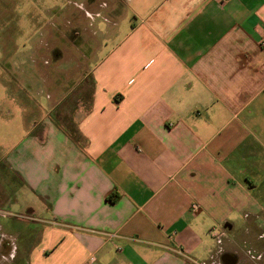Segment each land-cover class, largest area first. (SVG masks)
<instances>
[{"label":"crops","instance_id":"crops-1","mask_svg":"<svg viewBox=\"0 0 264 264\" xmlns=\"http://www.w3.org/2000/svg\"><path fill=\"white\" fill-rule=\"evenodd\" d=\"M76 2L93 63L29 94L0 264H264V0Z\"/></svg>","mask_w":264,"mask_h":264},{"label":"rangeland","instance_id":"rangeland-1","mask_svg":"<svg viewBox=\"0 0 264 264\" xmlns=\"http://www.w3.org/2000/svg\"><path fill=\"white\" fill-rule=\"evenodd\" d=\"M76 1L0 0V173L5 177L0 180V187L17 186L3 160L23 135L22 110L34 101L29 94L36 97L37 93L46 92L43 79L49 80L47 86L53 92L63 87L60 84L64 79L78 82L84 68L77 66L81 58L77 45L89 50L90 57L84 59V64L93 63L94 41L85 33L92 21L85 17L82 6L78 9ZM123 6L116 7L124 11ZM96 19L97 28L104 31L102 19ZM62 48L67 50L59 51ZM1 203H8V198ZM0 221L5 223L4 218ZM13 223L23 233L22 221ZM7 233L5 224L0 240Z\"/></svg>","mask_w":264,"mask_h":264},{"label":"water","instance_id":"water-1","mask_svg":"<svg viewBox=\"0 0 264 264\" xmlns=\"http://www.w3.org/2000/svg\"><path fill=\"white\" fill-rule=\"evenodd\" d=\"M0 236H1V234H0ZM228 258H229V260H231L230 263L234 264L236 262V258L235 257L232 258L231 256H228Z\"/></svg>","mask_w":264,"mask_h":264},{"label":"built area","instance_id":"built-area-1","mask_svg":"<svg viewBox=\"0 0 264 264\" xmlns=\"http://www.w3.org/2000/svg\"><path fill=\"white\" fill-rule=\"evenodd\" d=\"M221 1H226V0H221ZM194 207L197 208L198 206H197V205H194ZM222 234H223V233H220V234H217L216 236H217L218 238H220Z\"/></svg>","mask_w":264,"mask_h":264}]
</instances>
